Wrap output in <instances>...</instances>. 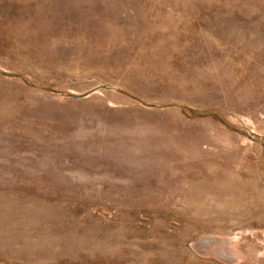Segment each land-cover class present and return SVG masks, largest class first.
Segmentation results:
<instances>
[{
	"label": "rangeland",
	"instance_id": "rangeland-1",
	"mask_svg": "<svg viewBox=\"0 0 264 264\" xmlns=\"http://www.w3.org/2000/svg\"><path fill=\"white\" fill-rule=\"evenodd\" d=\"M0 264H264V0H0Z\"/></svg>",
	"mask_w": 264,
	"mask_h": 264
}]
</instances>
